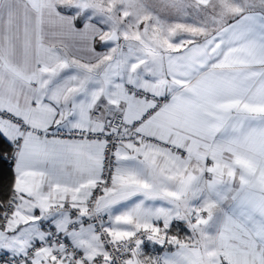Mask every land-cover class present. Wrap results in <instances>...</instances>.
Masks as SVG:
<instances>
[{
	"label": "snow or ice",
	"instance_id": "6c2138e0",
	"mask_svg": "<svg viewBox=\"0 0 264 264\" xmlns=\"http://www.w3.org/2000/svg\"><path fill=\"white\" fill-rule=\"evenodd\" d=\"M0 159V264H264V0H0Z\"/></svg>",
	"mask_w": 264,
	"mask_h": 264
},
{
	"label": "trees",
	"instance_id": "16d2710c",
	"mask_svg": "<svg viewBox=\"0 0 264 264\" xmlns=\"http://www.w3.org/2000/svg\"><path fill=\"white\" fill-rule=\"evenodd\" d=\"M0 169L3 172V181L5 186H7L8 182L11 179V164L10 160H2L0 159Z\"/></svg>",
	"mask_w": 264,
	"mask_h": 264
},
{
	"label": "built area",
	"instance_id": "2783aa9c",
	"mask_svg": "<svg viewBox=\"0 0 264 264\" xmlns=\"http://www.w3.org/2000/svg\"><path fill=\"white\" fill-rule=\"evenodd\" d=\"M10 164H11V161H10Z\"/></svg>",
	"mask_w": 264,
	"mask_h": 264
},
{
	"label": "crops",
	"instance_id": "0c3cea01",
	"mask_svg": "<svg viewBox=\"0 0 264 264\" xmlns=\"http://www.w3.org/2000/svg\"><path fill=\"white\" fill-rule=\"evenodd\" d=\"M159 250V249H158Z\"/></svg>",
	"mask_w": 264,
	"mask_h": 264
}]
</instances>
